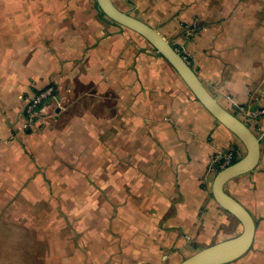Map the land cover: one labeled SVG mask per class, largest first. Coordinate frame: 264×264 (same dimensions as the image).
Returning <instances> with one entry per match:
<instances>
[{"label": "crops", "instance_id": "obj_1", "mask_svg": "<svg viewBox=\"0 0 264 264\" xmlns=\"http://www.w3.org/2000/svg\"><path fill=\"white\" fill-rule=\"evenodd\" d=\"M113 1L259 136L257 167L225 185L255 218L254 241L225 264H264V114L241 111L264 109V0ZM50 85L29 124L27 103ZM230 150L246 147L96 0H0V264H178L242 229L212 194ZM57 203L59 224L42 218Z\"/></svg>", "mask_w": 264, "mask_h": 264}, {"label": "water", "instance_id": "obj_2", "mask_svg": "<svg viewBox=\"0 0 264 264\" xmlns=\"http://www.w3.org/2000/svg\"><path fill=\"white\" fill-rule=\"evenodd\" d=\"M101 11L112 21L142 35L164 57L206 109L246 147L237 161L218 170L212 182V194L218 203L241 222V231L229 238L203 247L178 264H225L243 256L252 246L256 220L250 211L228 193V180L253 171L260 160L261 140L252 127L239 115L228 110L202 82L186 57L155 27L120 9L113 0H96Z\"/></svg>", "mask_w": 264, "mask_h": 264}, {"label": "built area", "instance_id": "obj_3", "mask_svg": "<svg viewBox=\"0 0 264 264\" xmlns=\"http://www.w3.org/2000/svg\"><path fill=\"white\" fill-rule=\"evenodd\" d=\"M55 93V88L53 86H48L41 90L39 93L34 95L26 106V115L29 124H34L38 117L40 116L42 106L45 101L51 98ZM241 111L245 118H254L261 114H264V109H252L250 107H241ZM245 120V119H244ZM246 121V120H245ZM234 157V151H227L226 154L223 155L222 162L219 165V169L229 165L232 163Z\"/></svg>", "mask_w": 264, "mask_h": 264}, {"label": "rangeland", "instance_id": "obj_4", "mask_svg": "<svg viewBox=\"0 0 264 264\" xmlns=\"http://www.w3.org/2000/svg\"><path fill=\"white\" fill-rule=\"evenodd\" d=\"M224 154H226V152H224ZM61 181L63 182L64 181V179L62 178L61 179ZM64 198H62L61 200L62 201H64L63 200ZM60 203V202H59ZM59 203H57V210L55 209V211H53L52 210V206L51 207H47V208H45V210L44 209H42V218H44L45 220L46 219H50L51 217H53L54 216V214L55 215H57V218H58V224H59V222H60V219H63V211H62V207H61V205L63 204V203H61V205L59 204ZM50 209V210H49ZM49 210V211H48ZM62 223H64V222H62ZM63 225V224H62ZM58 229H60V231L63 233L64 232V227H58ZM61 232H59V233H61ZM58 233V234H59ZM47 234V233H46ZM46 237H47V235H46ZM43 260V259H42ZM59 261V260H58Z\"/></svg>", "mask_w": 264, "mask_h": 264}, {"label": "trees", "instance_id": "obj_5", "mask_svg": "<svg viewBox=\"0 0 264 264\" xmlns=\"http://www.w3.org/2000/svg\"><path fill=\"white\" fill-rule=\"evenodd\" d=\"M96 6H97V8H98L100 14H101L102 16L108 18V17H107L102 11H101V9L99 8L97 2H96ZM108 19H109V18H108ZM109 20H111V19H109ZM111 21H112V20H111ZM112 22H114V21H112ZM114 23H116V22H114ZM116 24H118V23H116ZM118 25H119V24H118ZM239 158H240V157H238L237 154H236V152L234 151V157H233L232 163L235 162V161H237Z\"/></svg>", "mask_w": 264, "mask_h": 264}, {"label": "bare ground", "instance_id": "obj_6", "mask_svg": "<svg viewBox=\"0 0 264 264\" xmlns=\"http://www.w3.org/2000/svg\"><path fill=\"white\" fill-rule=\"evenodd\" d=\"M241 154V153H240ZM242 155V154H241ZM220 170V169H219ZM212 187V186H211Z\"/></svg>", "mask_w": 264, "mask_h": 264}]
</instances>
